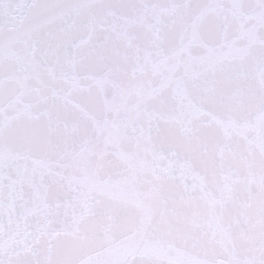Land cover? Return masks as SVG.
Instances as JSON below:
<instances>
[{"label":"snow or ice","instance_id":"6c2138e0","mask_svg":"<svg viewBox=\"0 0 264 264\" xmlns=\"http://www.w3.org/2000/svg\"><path fill=\"white\" fill-rule=\"evenodd\" d=\"M0 264H264V0H0Z\"/></svg>","mask_w":264,"mask_h":264}]
</instances>
